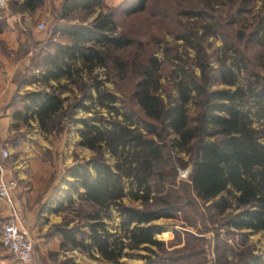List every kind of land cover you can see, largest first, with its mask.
<instances>
[{
  "label": "trees",
  "instance_id": "obj_1",
  "mask_svg": "<svg viewBox=\"0 0 264 264\" xmlns=\"http://www.w3.org/2000/svg\"><path fill=\"white\" fill-rule=\"evenodd\" d=\"M255 2L122 0L109 7L105 0H62L59 17L74 12L84 17L60 29L67 42L43 56L38 74L45 84L65 79L84 86L87 78L95 94L82 89L69 114L99 110L74 118L81 124L78 145L94 154L67 168L65 186L48 208L57 213L76 200L85 205L78 210L80 224L55 230L61 250H95L118 264L124 248L145 244L149 253L140 255L142 264L159 262L162 257L151 246L161 249L154 235L163 228L154 221L172 218L182 207L177 197L155 195L153 179L164 183L166 171L157 169L168 166V150L174 149L191 163L183 194L192 193L202 205L210 202L204 209L211 223L241 233L240 244L246 243L245 230L264 231V6L253 11ZM43 3L13 0L30 13ZM149 12L162 20L174 42L182 40L164 46L163 60L143 53L141 40L118 30L119 17ZM212 36H219L221 45L208 50ZM96 68L104 70L114 89L97 79ZM49 88L24 92L13 118L26 124L36 120L41 131H50L65 113L67 97L61 96L63 89ZM125 196L132 203L125 204ZM185 207L196 205L187 201ZM111 209L120 217L121 233L107 229ZM216 251L218 264H226L218 244ZM243 255L237 264H264V252Z\"/></svg>",
  "mask_w": 264,
  "mask_h": 264
},
{
  "label": "rangeland",
  "instance_id": "obj_2",
  "mask_svg": "<svg viewBox=\"0 0 264 264\" xmlns=\"http://www.w3.org/2000/svg\"><path fill=\"white\" fill-rule=\"evenodd\" d=\"M121 1L105 0V4L111 7L116 6ZM61 2L62 0H44L43 5L33 13L19 10L16 4H13V0H7L6 5L0 7V25L2 29L4 31L14 30L17 32V35L10 38L14 48L9 49L6 41L0 38V56L3 53H7L18 61V64H22V67L18 68L13 76L16 89L9 96H7L8 93L6 94L7 97L5 99L8 98L10 100L0 106V115H5V113L12 114L16 109H20L22 106L21 97L28 90H39L41 88L50 90L49 85H52L56 88L57 92L63 89L60 94L62 97H67V101L64 103V112L67 114L65 115L64 113L56 117L55 121L59 123L55 125L53 122L54 129L51 128L48 132L41 131L36 120H30L26 124L20 119L13 118L10 123L11 129H13V132L7 138L10 156L3 162L7 166L11 164L9 167H11L12 174L18 180V187L19 179L16 170L13 168L14 166L12 167V163L26 158L28 159L27 162L35 158L39 161V165L36 167L37 170L29 172L31 180L26 182L30 185V188H38V191H34L27 199V201L34 202L33 206H29V203H27L28 211L32 215L42 213L44 210L55 206V203L50 206L45 201L47 198H56L59 188L65 186L64 180L67 178V168L75 163V161L87 160L94 154L91 150L78 145V128L81 127V124H75L73 120L76 117L91 116L94 110H99V107H96L89 113H84L83 110L78 109L75 115L69 114L71 113L70 105L79 96L82 89L95 94V90L87 82V78H84V83L86 84L84 86L81 82L77 84L67 83L65 79L59 81L49 80L48 84H45L42 82L38 71H36L37 69H42L43 56L53 51L57 44L67 42L65 34L60 29L65 28L69 24L79 23L84 17V14L79 12L71 13L65 18L59 17ZM154 3H156V0H154ZM261 6H264V0H256L253 11H257ZM97 11L86 15V19L83 22L90 21ZM8 17L13 18L14 21L7 22L6 19ZM161 21V19H158L150 12L133 17L121 16L118 19V30H122L127 35L141 40L143 42V53H151L159 60H163L164 46L173 45L174 43L182 45V40L178 39L174 42V37L163 31L164 25ZM38 23H43L45 29L42 31L37 30L36 25ZM226 29L229 32L228 27ZM39 35L42 37L40 38ZM209 42L211 47L208 50L221 45L219 36L209 37ZM196 72H198L197 69ZM94 73L97 74V79L104 83V86L114 89L113 83L106 80L103 69L96 68ZM33 80L36 81L32 82ZM164 81L165 77H162V83ZM61 85L64 87L60 88ZM124 89L127 90L126 85ZM121 92L116 91V94L121 96ZM85 103L87 104L88 102L85 101ZM100 111L102 115H107L105 108H101ZM26 148H33V151H37L35 157L28 155L26 153L27 150H23ZM167 159L168 166L157 169L158 171H166L165 181L160 184L157 179H153L155 184L154 193L155 195L177 197L176 200H178V204L181 205L182 210L177 211L172 218H159L154 221V223L160 224L163 228L159 234L154 235L161 242V249L158 250V247L151 246L157 252L159 258L162 257L155 264H218L217 244L224 250L226 264H237L240 252H244L243 258H246L247 250H250L252 254H262L264 252V231L250 232L249 230H245L244 232L247 234L246 243L240 244L239 238L241 236L239 234L241 233L233 231L229 233L225 228H218L216 222L211 223L209 221L210 219L206 216L204 207L209 205L210 202L202 205L192 193L184 196L183 188L187 187L188 175L191 170L188 155L179 152L177 149L173 151L168 150ZM43 200L45 201L43 202ZM187 201L194 203L196 208L193 210L185 207L187 206ZM123 202L125 204L132 203L129 196H125ZM134 204L137 205L138 203ZM15 205L17 206L16 202ZM84 206L79 205L77 200L72 206L66 205L62 211L55 214L57 219L55 223L49 225L48 232L50 230L55 232L58 226L72 227L80 224L82 219L79 216L81 213L78 210H81ZM17 210L24 219L25 226L31 235L35 261L39 264H45L35 252L34 234L26 223L23 216L24 212H20L18 206ZM111 212V218L105 220L107 229L111 232L121 233L120 217L115 210L111 209ZM5 220L7 218L0 221V238ZM216 233L218 234L217 236ZM144 246L145 244L137 249L124 248V253L119 258L118 264H142L143 260L140 258V255L149 253L145 250ZM69 253H72L73 255L71 256L75 257L76 260L82 261H79L78 264H116L102 259L95 250L91 253H86L76 249L75 253L72 250H69ZM151 256L154 260L157 258L154 255ZM70 258L72 257H66L61 264H73L74 262ZM48 259L54 262L57 256L49 252ZM14 262L13 256L0 243V264H11Z\"/></svg>",
  "mask_w": 264,
  "mask_h": 264
},
{
  "label": "crops",
  "instance_id": "obj_3",
  "mask_svg": "<svg viewBox=\"0 0 264 264\" xmlns=\"http://www.w3.org/2000/svg\"><path fill=\"white\" fill-rule=\"evenodd\" d=\"M7 22L14 21L13 18L6 19ZM1 31H0V38L4 39L7 43V46L9 49L14 48V45L10 41V38L14 35H17V32L14 30L4 31L0 25ZM41 38L42 36L39 35ZM39 38V39H40ZM18 45V44H17ZM16 47V46H15ZM22 67V64H18V61H16L11 55H8L7 53H3L0 56V106L3 104H6L10 99H5L7 96H9L15 89V81L13 79V76L18 68ZM38 71V70H36ZM39 73V72H38ZM8 93V94H7ZM7 94V96H6ZM13 120L12 114L0 115V148H6L8 149V135L13 132V129L10 127V123ZM6 138V139H5ZM27 150L28 155H33L32 157H35L36 152L33 151V148L29 149H23ZM10 156V152H9ZM27 158L22 161H14L12 163V167L16 170L18 179H19V187L16 188L14 191V199L15 202L20 210V212H24L23 216L25 217L26 223L29 225L30 230H32V233L34 234V244H35V252L40 257V259L45 264H61L64 259L68 256L72 257L70 258L71 261H73V264H78L79 261L76 260L75 257L71 256L72 253H69V250H61L60 249V238L57 234L54 232L49 231L48 228L50 224L55 223L56 216L54 212L48 211V209L44 210V212L39 214H31L28 211L27 203H29V206H33V201H30L28 199L29 196L33 194L34 191H38V188L32 189L30 188V185L26 183L28 180H31V174L29 172L36 171L39 165L38 159H32L29 162H27ZM10 164V162H9ZM8 164V165H9ZM11 165V164H10ZM9 165V166H10ZM35 192V193H36ZM55 198L48 199L45 201L48 205L52 206L54 204ZM8 216V207L6 205V202L2 199H0V221L2 219H6ZM1 243V241H0ZM76 249H73L72 252L75 253ZM51 252L53 254H56L57 259L54 262H51L48 259V253ZM66 255V256H65ZM82 262V261H80Z\"/></svg>",
  "mask_w": 264,
  "mask_h": 264
},
{
  "label": "built area",
  "instance_id": "obj_4",
  "mask_svg": "<svg viewBox=\"0 0 264 264\" xmlns=\"http://www.w3.org/2000/svg\"><path fill=\"white\" fill-rule=\"evenodd\" d=\"M6 1L0 0V7L5 6ZM36 28L42 31L45 25L38 23ZM8 156V151L0 148V199L4 200L8 207V217L1 230V244L15 259L11 264H39L34 259L31 235L14 202L13 195L18 187V180L12 174L11 167L3 162Z\"/></svg>",
  "mask_w": 264,
  "mask_h": 264
}]
</instances>
